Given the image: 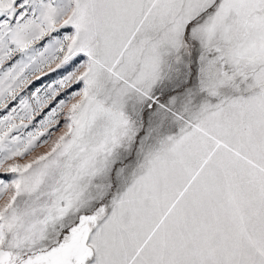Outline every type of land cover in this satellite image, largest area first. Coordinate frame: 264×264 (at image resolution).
<instances>
[{
    "label": "snow or ice",
    "instance_id": "obj_1",
    "mask_svg": "<svg viewBox=\"0 0 264 264\" xmlns=\"http://www.w3.org/2000/svg\"><path fill=\"white\" fill-rule=\"evenodd\" d=\"M0 264H264V0H0Z\"/></svg>",
    "mask_w": 264,
    "mask_h": 264
}]
</instances>
